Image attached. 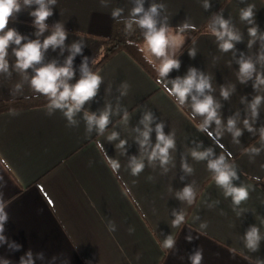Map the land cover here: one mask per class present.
I'll list each match as a JSON object with an SVG mask.
<instances>
[{"label": "crops", "instance_id": "0c3cea01", "mask_svg": "<svg viewBox=\"0 0 264 264\" xmlns=\"http://www.w3.org/2000/svg\"><path fill=\"white\" fill-rule=\"evenodd\" d=\"M152 3L164 5L158 26L166 24L169 34L181 40L171 50L180 67L169 73L168 80L185 77L193 68L198 76L208 77L212 88L205 89V94L218 105L221 123L213 121L207 130H200L204 117L193 119L191 97L184 105L177 104L156 82L157 73L144 54L126 50L113 54L97 69L103 83L97 96L85 105V110L97 113L112 106L103 136L95 129L86 131L83 113L75 117L77 125L69 127L60 111L47 114V104L0 112V202L7 214L0 232V264H20L22 257L28 264H192L190 257L197 251L202 255L201 264L264 262V99L255 116L251 109L256 96L264 97V85L254 87L257 73H264V61L259 59L264 53L260 38L264 35V0H144V8ZM249 5H254L252 23L240 19V10ZM47 6L52 15L39 36L35 17L29 14L36 4L25 6L21 0V11L8 27L24 37L23 44L36 39L42 42L61 24L66 39L55 49L49 46L43 63L55 60L64 64L71 45L79 43L81 51L73 57L77 72L85 57L88 65L100 59L103 40L117 21L112 11L123 9L119 20L127 19L135 0H56ZM216 16L229 21L240 37L226 52L210 30ZM185 23L195 28L176 32ZM251 27L257 28L254 40L248 33ZM17 47L10 44L9 69L0 73V102L38 95L29 84L32 69L20 72L14 67L13 49ZM241 59L252 60L256 67L243 81ZM124 84L128 85L127 95L121 96ZM222 89L228 90V98L221 95ZM125 110L127 122L121 119ZM146 111L155 117L151 143L156 141L157 123H163L165 134H172L175 140L167 165L162 166L158 159L149 162L135 140L139 133L134 129L143 130L140 120ZM229 118L235 120L240 136L234 137L235 129L228 130ZM245 119L251 131L245 127ZM112 131L128 140L123 153L115 148L118 140H107ZM207 149L212 150L207 159L192 156L194 150ZM105 152L119 160L117 173L107 166ZM221 155L237 173L233 185L248 191V199L239 205L225 196L207 167L209 160ZM132 156L143 157L145 167L138 176L128 167ZM186 186L195 193L191 204L180 199ZM174 213L185 217L179 226H173ZM251 226L259 228L261 235L256 251H250L243 239ZM168 237L174 241L171 248L163 247Z\"/></svg>", "mask_w": 264, "mask_h": 264}, {"label": "clouds", "instance_id": "9594fccd", "mask_svg": "<svg viewBox=\"0 0 264 264\" xmlns=\"http://www.w3.org/2000/svg\"><path fill=\"white\" fill-rule=\"evenodd\" d=\"M23 5L29 6L32 4L38 5L37 8L32 10L29 14L35 17L34 24L38 26L39 32L37 36L44 32L47 25L45 20L52 15V9L47 6V3L55 4L56 0H22ZM208 5L205 4V7ZM164 5H157L152 3L147 10L144 8V0H135V6L131 8L127 19L123 20L126 30L131 31L133 25L138 26L143 30L144 46L137 45L138 51L144 54V60L153 68L157 73V83L163 86L164 91L168 96L174 98V101L179 105H184L191 97V109L192 117L199 115L204 117L203 124L200 126V130L205 131L207 127L211 125L213 121L217 125L221 123L217 115L218 105L214 102L211 95L205 94V89L211 90L212 85L209 78L200 74L198 76L197 71L193 68L190 69L185 77H176L175 79L168 80L169 73L173 69H179L180 63L178 59L174 58V50L180 45L181 40L178 35H170L166 24H160L158 26L157 17L160 14V9ZM254 5H249L246 8L240 10V19L247 20L252 23ZM21 11V0H0V73L7 72L9 69L8 48L10 44L18 45L19 47L13 49V55L15 56L14 67L20 72H26L28 69H32V75L29 80L31 89L44 96L47 99V114L52 115L54 111H60L67 121L69 127L77 125L78 121L75 119L77 114L83 113V120L86 125V131L91 133L94 129L98 136H103L105 130L110 124V117L113 114L112 106L110 104L97 112H89L85 110V105L92 101L98 94L101 84L103 83V77L97 71H93L88 66V58H84V62L80 66V77L76 79L74 83L71 81L75 77V70L73 68V57L76 53L81 51L79 43H73L71 45V55H69L64 64L59 65L55 60L43 63L44 53L51 46L55 49L57 46H62L66 39V31L61 24L57 23L54 30L48 35L42 42L39 39L29 40L26 43L21 44L24 37L15 29L8 27L11 18ZM123 9L116 8L112 11L111 15L114 19L119 20L121 18ZM188 28H195L194 25L187 23L176 28V32L183 33ZM211 32L216 36L217 40L221 43L219 45L222 51H228L234 47L233 41L239 40L240 37L232 30L229 25V21L223 19L220 16H216L211 25ZM249 36L253 40L257 36V28L251 27L248 29ZM261 40H264L262 35ZM253 41H249L251 45ZM194 55V53H190ZM155 58V60L153 59ZM261 61H264V53L259 57ZM159 61V63H156ZM240 79L243 81L247 77H251L256 72L255 64L250 59H241L239 61ZM39 65V66H37ZM171 85L169 87L168 85ZM264 85V73H257L256 84L254 87ZM19 89L20 85L16 86ZM128 85L124 84L120 88V95H127ZM221 95L226 99L229 96L228 90L222 89ZM203 97V98H200ZM264 97L256 96L251 104L252 115H256L257 105L261 103ZM121 119L127 122L129 119L128 111L125 110ZM155 119L150 111L144 112L140 124L143 125V130L139 127L134 131L139 135L135 137L143 153L149 162L159 160L162 166L167 165L169 162V150L174 148L175 140L172 134H165L163 123H157L155 125L156 141L153 145L151 143V133L153 131L152 121ZM235 120L229 118L227 121V128L233 132L234 137L241 135L240 129L235 128ZM245 127L249 131L252 130L251 125L247 119L244 120ZM209 135H212L209 132ZM109 142L118 140L115 144V148L119 149L121 153L126 151L125 146L128 143L126 138H120V133L112 131L107 136ZM261 140H264V128L261 129ZM98 146L103 149V145L98 142ZM149 148L151 149L149 151ZM253 152H258V149H250ZM211 149L205 151H193L192 156L197 160H204L211 154ZM231 154H229L230 156ZM104 160L107 166L115 174L119 171L121 164L118 159H114L106 152L104 154ZM128 167L131 170L133 176H138L144 170L143 157L137 158L132 156L128 162ZM183 167L187 171H191L187 164ZM208 169L214 173L215 183L225 190V196H230L232 202L235 205H239L242 201L248 199V191L243 186L233 185V179H238L237 173L234 168L227 163L224 155L219 156L214 160H209ZM2 196V193H0ZM195 193L190 186L183 188L180 193V199L187 200L189 204L194 201ZM175 219L173 220V226H179L185 220L183 214L174 213ZM7 214L4 211L3 203L0 202V232L3 231V222L6 220ZM3 237L0 236V240ZM245 246L250 251H256L258 249L261 235L259 228L251 226L244 234ZM174 241L171 237H168L163 247L171 248ZM18 247V246H17ZM30 256V254H29ZM192 264H201L202 255L199 251L190 257ZM7 264V262H6ZM20 264H28V261L22 257ZM257 264H264V262L258 261Z\"/></svg>", "mask_w": 264, "mask_h": 264}, {"label": "trees", "instance_id": "16d2710c", "mask_svg": "<svg viewBox=\"0 0 264 264\" xmlns=\"http://www.w3.org/2000/svg\"><path fill=\"white\" fill-rule=\"evenodd\" d=\"M123 20H117L114 23L113 31L109 37L103 40V49L102 55L99 60L94 62L93 64H89V68L93 71H97V69L113 54L117 53L121 50H126L131 52V54L137 53L138 48L137 45L142 46L144 43L143 40V30L138 26L133 25L131 31H127ZM80 77V69L75 72V77L71 81L75 82L76 79ZM47 104V99L42 95H35L28 98H20L11 101L0 102V112L42 106ZM261 186L264 189V181L261 182Z\"/></svg>", "mask_w": 264, "mask_h": 264}]
</instances>
